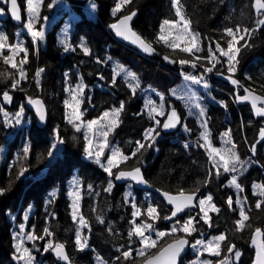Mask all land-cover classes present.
I'll list each match as a JSON object with an SVG mask.
<instances>
[{
	"label": "trees",
	"instance_id": "16d2710c",
	"mask_svg": "<svg viewBox=\"0 0 264 264\" xmlns=\"http://www.w3.org/2000/svg\"><path fill=\"white\" fill-rule=\"evenodd\" d=\"M87 1L68 0L75 6L74 10L78 15V19L73 22L71 29L72 51L64 53L57 44L56 32L60 21L53 24L45 33L43 47L40 49L35 48L28 35H23L26 38L24 41L28 49L29 61H31L32 66L35 65V67L44 70L40 76L39 86L41 91H45L42 94H45L46 97L38 94V91L33 88V86H37L34 81H32V87H29L27 81H23L16 89L6 90L11 101H7V107L4 106L14 110L19 103L23 105L27 97L42 96L46 107L50 106L47 108L49 112L47 122L50 121L47 125L50 124V132L47 125L43 129L33 126L26 142L29 148L28 154L25 155L21 150L8 169L6 163L10 164L11 151L15 146L14 141L12 143L9 141L4 156L0 160V187L5 189L4 192L7 194L6 205L8 204V209L13 211L15 202L11 200V197L22 192V188L16 183L27 181L21 205L27 206L31 203L35 208L33 219L36 218L37 221L34 232L36 236H40V231L45 227V223H49L48 227L53 234L55 243L63 244L68 254L69 262H65V264H71L73 261L72 264H94L93 254H98L109 264H138L146 257L135 258L132 254L131 258L124 259L122 256L124 251L133 250L140 243L135 235L131 240L129 239L128 233L132 227L133 208L125 201L124 189H122L124 184H120L116 180V172L120 169L138 167L147 178L146 180L152 181L150 183L153 186L169 192L187 191L200 194L204 191L207 183V186L210 187L213 178L208 170V157L202 150L201 139H193L194 143L188 149H185L181 144V141L184 140L181 137H178L180 142L172 141L170 136L167 138L163 135H160L156 141L145 139V133L150 128L152 121L143 111L140 88L151 86L163 94L165 100H168L170 88L181 80L176 67L174 51L158 40V33L163 21H175L177 19L172 0H130L129 3L123 4L121 10L115 15H113V8L116 0H92L95 4L94 16H91L84 9ZM19 2L23 8V0H19ZM48 2L49 0H43L42 14L46 11L51 16L52 7L49 10L46 9ZM255 4L256 0H179V7L185 18L190 21V30L198 34L205 48L216 46L217 43L226 48L230 37L227 36L225 29L235 30L239 26L241 30L245 28L254 30L250 37L247 35L239 43L240 52L237 55L238 63L235 65L236 72L234 74L224 72L226 65H217L209 72L211 86L217 89L213 93L220 98H225L227 106V114L225 115L220 109L209 111L212 115L210 123L212 133L215 134L220 129L223 117L228 120L230 118V133L236 149L239 148L247 152L248 147H250V153L252 152V145L258 137V132L264 127V117L254 114L247 101H238L237 96L246 95L244 88H248L255 95L264 96V25L257 28L256 23L258 20L264 19V9H260L258 15ZM132 11L136 12L131 23L132 28L149 43L152 41L151 44L155 49L148 56L121 44L114 39L110 31V25L119 16ZM5 20L7 33L11 44H13L17 26L13 25L8 18ZM77 26L79 27L77 28ZM82 39L85 40V45L89 49L87 55L79 44ZM245 43L248 46L241 47ZM107 56L115 58L121 66H125L131 73H134L138 78L139 86H136V81L133 79L126 80L117 76L110 68ZM64 72H68L70 75L79 73L86 86L84 91L86 99L82 105L83 110H85L84 119L96 118L110 108L119 109L123 105V110L118 118V126L114 127L109 134L110 140L116 141L119 150L128 156L136 151L137 141L145 145L126 163H121L119 167L112 170L113 175L111 176L95 161L83 156L81 134L63 119L61 100L63 98ZM0 73L5 74L0 76V90L11 87L13 79H16L15 69L4 64L0 59ZM8 74H11V78H6ZM33 74V71H30L28 77H32ZM228 76L238 80L239 85H233ZM126 81H130L132 88ZM96 82H101L103 87H97ZM3 93H0V99H2ZM49 97L52 100H49ZM55 129L60 136H63L70 151L69 154L63 155V159H56L55 163L57 164H53L52 168L47 169V173H43L42 163H45L49 152V133L51 134ZM163 129L161 127L159 130L162 132ZM74 152L75 154H73ZM255 154L251 155L255 164L238 178V182L243 188V196L250 200L247 202L249 220L246 223L251 226L246 227L243 231L235 230L234 222L240 219L239 210L234 204L232 209L227 204L228 198L233 197V191L224 185L225 176H223L218 184H214L212 189L215 203L220 211L211 215V227L206 225L204 229L199 230L200 234L206 229L211 235L224 233L227 239L223 241V246L228 249L234 243L235 248L241 253L236 264H252L255 250L250 235L257 228H261L264 232V203L261 204L260 208H257L253 202L257 196L251 193L253 182L264 185V141L258 144ZM60 162L61 164H58ZM70 164L75 166L80 178L81 212L88 224V228H84L82 234L85 236L88 233L89 248L83 250L76 246V224L70 218L69 200L64 189L65 181L69 175L67 166ZM23 168L28 171L24 177L19 175ZM7 169L8 174L5 176ZM39 173L43 175H39ZM21 178L27 180L21 181ZM109 182H111L112 188L111 191H106ZM54 187L59 189V193L50 206L51 215L49 214V206L44 207L43 200ZM197 189L199 190L196 191ZM134 190L137 193L136 203L141 209V217H145L147 216L145 213L147 202L140 189ZM150 193L152 203L160 213L158 227L161 229L169 228L174 219L165 220L163 217L170 216V207L157 193L154 191H150ZM1 200L2 198L0 203ZM262 201H264V197ZM185 213L190 214L191 210H186ZM182 217L180 215L176 219L180 220ZM263 232L262 245H264ZM168 238L147 255L154 254L175 236H168ZM35 243H38V240L35 239ZM11 244L10 224L0 212V264H15L10 255ZM31 250L36 253L37 248Z\"/></svg>",
	"mask_w": 264,
	"mask_h": 264
},
{
	"label": "rangeland",
	"instance_id": "374dc122",
	"mask_svg": "<svg viewBox=\"0 0 264 264\" xmlns=\"http://www.w3.org/2000/svg\"><path fill=\"white\" fill-rule=\"evenodd\" d=\"M118 2H119V0H116V4ZM172 2H173V0H172ZM23 4H24L23 8H22L23 16H24L23 22L21 23V25H15L12 22L11 23L13 25L17 26V31L15 33V40H14L13 44L18 43V42H23V45L26 47V43L24 41V40H26V38L23 37L24 34L28 35L26 28H24V24L27 23V19H28L26 0H23ZM48 4H52L53 12H52L51 16L46 11L44 12V14H42V9H43V4H42V6L40 8L39 20L36 22V25H35L37 30H39L40 28H43L44 35H45V33L52 27L53 24L60 21L58 28H57V32H56L57 44L61 48L62 52H64V53L72 51L73 50V44L71 43V40H70L71 29H72L73 22L76 19H78V15L74 10L75 6H73L70 2H68V0H49ZM116 4H115V6H116ZM115 6H114V8H115ZM174 7L176 9L177 6H174ZM0 9L3 10L2 13H0V32L7 35L8 43L11 44V41H10L8 33H7V22L5 20L6 18L9 19L8 13H7V3L3 2V0H0ZM46 9L49 10V7H46ZM84 9L91 16L95 15V4L92 0H88L86 2ZM181 12H182V10H181ZM125 14H127V13H125ZM182 15L184 16L183 12H182ZM45 17H47V20L44 19ZM179 19L180 18L177 16V19L175 21H171V22H176ZM164 27H165L164 35H168L169 31H171V35L169 36V43H176L178 45V47L173 49V48L169 47L167 44H165L163 41H160V42L162 44L168 46L170 49H172L174 51V54L176 55V67L178 68V72L180 74L181 80L177 84L173 85L170 88V95L167 97L168 100H165L166 99L165 96L163 94L159 93L157 90H155L151 86H145V87L140 88V97L142 98L144 113L148 117H150L149 112H150L152 107H155L157 109V112H159L161 110L164 112L163 116L158 115L156 113H153L152 115L155 117V119L150 117L152 124H151L149 129H155V132L153 133L154 140L151 138L150 139L152 141H156V139L159 138V136L161 135V131L159 129H161L162 123L166 119V115L168 114L170 107H174L177 110H179L180 111V122L178 123V126L175 128V130L172 133L170 132L169 136L171 137L172 141H179L180 142L181 140L178 137L183 138L184 140L181 141V144L184 146L185 149H188L190 146H192V144L194 143L193 139H196V138L201 139L202 150L206 153V155L208 157V159H207L208 170L210 171V174L212 175V178H213V183L210 184V187L207 186V184H208L207 183L204 191L201 193L202 195L199 193V196L197 199V205H198L199 199L206 198L207 196L211 195L212 196L211 203L214 204L217 208H219L215 203L214 194H213L212 189L214 187V184L215 183L218 184L220 182V180L222 179V177L225 176L224 185L233 191V197H232L233 204L239 210L240 205L236 204V200L239 198L241 200V203L244 206L245 212L247 213L248 212L247 202L250 201L249 198L246 196H243L242 191L237 190L235 187L229 186V181L231 180V178L233 176H236L237 182H238V178L240 177V175L244 171H248V169L253 164H255V161H254V159H252L251 153L249 152L250 147H248L247 152H245V150L242 151L239 148H237V149L235 148V151L238 153L240 160L244 162L242 167H241V165L238 164L236 166L237 170L235 172H230V173H224L223 169L220 168L221 174L219 176H216L217 168L214 167L213 161L209 157V149L205 145V141L201 137V134L205 131V129L201 125L203 122L206 121L207 122V130L210 134L209 140L211 142L212 147H215V148L231 147V144L226 145L223 143V140L227 139L226 137L223 136V134L226 131H230V122H229L230 118H229V120L227 118H224V117L222 118V121H223L222 125L220 126V129L215 134L212 133V130L210 127V123H211V119H212V115L209 112L210 110L220 109L223 111V115L227 114V106L225 104L226 99L220 98L216 94L213 93V92H215V89H213L211 86V83L209 80V72L205 71L206 68H211L212 64L215 63V61L209 62L208 59H205V57H208V55H209V51H208L209 48L208 47L205 48L203 46L202 41L199 37H198L199 46L201 47L202 50L200 52H195V56L201 57V59L194 60V57L192 55L181 50L184 47L190 46V43H191V35H189L188 33H184L183 27H182V22L180 25H177L175 28H173L171 25H167ZM18 33L20 34L19 37L17 36ZM189 33H191L193 35L197 34L196 32L191 31L190 28H189ZM160 35H161V27H160V31L158 33V37ZM177 35H183V39L182 40H176L175 37ZM240 35H244L245 37L247 36L243 32V30H241L240 33L237 34L238 39H239ZM28 36L32 41L31 36L30 35H28ZM230 39H232V38L230 37ZM241 41L242 40H240L239 43ZM43 42H44V39L41 41H37L34 44L35 48L40 49L41 47H43ZM82 43L84 46L87 47V45H85L84 39H82L79 44H82ZM239 43L236 44V47H239ZM65 45L69 46L68 51H65ZM211 48H212V50L214 49L213 52H216V56L221 61L220 63H216V65L217 64L218 65H226L225 72H227L228 74H233V73H230L228 71L227 58L220 56L219 52L216 51V46H213ZM225 49H227V47ZM201 54H203V55H201ZM4 55H9V51L7 49L4 50ZM23 56H24V54L20 53L15 58L17 64H19V61L23 58ZM0 59L3 61L2 58H0ZM181 60H189L191 62H195L196 67H192L191 63L182 65L180 63ZM107 61L110 65V68L114 71V73L117 76H120L126 80L132 79L131 77H128L126 75V73L130 72V71L125 66H121L115 58H113L111 56H109V57L107 56ZM222 61H223V63H222ZM23 67L27 71V79L22 80L21 82L27 81V84L28 85L30 84L29 87H32V81H34V83H35V80H34L35 72L41 68L35 67V65L32 66V63H31V61H29V59H28V62ZM120 67H122L125 71H120ZM30 71H33V73H34L32 77H28V76H30ZM15 72H16V78H19L16 69H15ZM187 74H191L193 76H196L197 78L203 77V79L201 80V83L194 84L192 81H186L184 79V76ZM63 81H64L63 98L61 100V105L63 106V113H64L63 119L65 121H67V123H68V116H70L73 113L74 106L76 104V101H74L72 99L73 93H75L77 95V99L80 101L79 111L82 113H84V111H85V110H83L82 105L84 104L85 99H86V97L84 95V91H85L86 86H85V84H84L79 73H75L74 75H70L68 72H64ZM126 82L129 83L130 87L132 86V84H130V81H126ZM205 83L207 84V87L204 86ZM80 84H83V86H84L82 92H80L77 89V85H80ZM96 86L100 87V88L103 87L101 82H96ZM33 88L38 91V94L44 93V91L40 90V86L39 87L33 86ZM12 89L13 88H11V87H8L6 89H1L0 93L5 92L6 90H12ZM42 95H44V94H42ZM35 97H41L42 98V96H40V95H37ZM49 100H51V98ZM65 101H68L69 104L73 105V107H66ZM6 103H7V101H5L4 98L2 97V99H0V160L4 156V153L6 151V148L8 146L9 141H10V143H12L14 141L15 146L12 148V151H11L12 157L10 160V164L6 163L8 165V169H9L12 166V164L14 163V161L16 160L19 152H21V150H23L25 148V146H27L26 142H27V138L29 135V131H30V129L31 130L33 129V125H35V121H34V116H33L32 111L30 109H28V107L25 104L21 105V103H19L17 105V107L14 108V110H10L9 108H6L7 107ZM4 105H6V107ZM161 105H163L162 109H161ZM197 105H199V107H197ZM21 107H23V113L19 117H17V113L20 112ZM200 108L204 109V115L203 116L199 115ZM46 109H47V107H46ZM115 109H118V108H110V109L102 112L98 117L93 118V119H84L82 116L81 120L84 123H87L88 121H92V120H100V118L103 116V114L105 112H109L111 114L113 112V110H115ZM47 112H48V109H47ZM190 112H191V114H189ZM5 113H7V117H5ZM111 118L112 117L110 115L109 118L101 121V123L104 125V127H100V125H94L92 131H89L86 127H83V126L81 127V131H79V133L81 134V136L83 138V151H84L83 156L85 158L95 161L94 156L92 158H89L85 152V148L89 146L88 142L84 138L85 134H87L88 139L92 141L91 150L93 151V153H95V151L97 150L96 145L104 143L105 138L103 136V132L108 130L109 120ZM17 119H20L19 124L16 123ZM6 120L8 121V123L5 122ZM156 120H159L161 122V126H157ZM77 123H79V121H77ZM185 128H187L188 130L186 131ZM49 129H50V127L48 126V130ZM149 129H147V130H149ZM74 130H75V128H74ZM162 131H164V130H162ZM110 132H108V136H107V145L108 146L104 148V151L100 157L101 162H100V164H98V166L101 167L103 170H104V167H102L101 165L107 164V157L111 155V150L117 149V148L119 149L117 142L110 140V138H109ZM56 133H57V130L55 129L51 134H49L50 135L49 152H51L52 155L50 157L49 152H48L47 159H46L45 163L43 164L44 173L53 164H57V163H55L56 159L60 158L59 160H61L63 155L69 154V151H70L69 147L66 146L65 142L59 143L57 141ZM156 133H159V134L156 135ZM230 135H231V133H230ZM59 137L61 140L64 141L63 136L59 135ZM232 143H234V142L232 141ZM53 144L56 145L55 148L52 147ZM186 144L188 145V147H185ZM216 159L218 160L219 157H217ZM61 162H60V164H61ZM71 165L72 164L68 165V168H69V177L68 178L69 179L68 178L66 179L64 189L66 192V196L69 200L70 218L72 219V221H74L72 218L73 197L70 195V193H72L74 191L79 192V194H80L79 212H80V214H82V212H81V183H80V178L77 175V169L75 168L74 165H72V166ZM70 168H71V170H70ZM8 169L5 172L6 173L5 176H7V174H8ZM114 169L115 168H113L112 170H114ZM25 174L27 175L28 171H26L22 177H24ZM39 175H43V174H39ZM26 180H27L26 178L25 179L21 178V181H26ZM74 181H78L79 183L74 184ZM26 182H23V183L17 182L16 183L18 186H20L22 188V192L17 196L12 195V197H11V200L15 202L13 211H10V209H8V207H7L8 204L6 205L7 194H5V192H3V194L0 195V199L2 198L1 203H0V212L3 214V216L9 222L10 232L12 235V244H11L12 250L10 253L11 258L15 264H24L23 260L17 259V257H19L21 255V253L17 252L16 247H15L16 244L22 243V247L27 248L29 250L31 256L33 257V264H65V261L62 258L53 257L54 251L52 249H48L47 251L44 250L47 247L49 242L52 243L53 247H55V245H56L53 234L47 235L44 232L45 228H47L49 230V232H51L49 227H48L49 223L48 222L45 223V227L43 229H41V231H40V236H36L34 233L35 232V225L37 222L36 218L33 219L35 208L31 203H29L27 206L21 205L22 204L23 191L25 189L24 187L26 185L25 184ZM253 185H261V184H259L258 182L252 183L251 193H252V195H256V194H254V192H256L258 190L254 189ZM0 189H4V188L0 187ZM134 189H135V187L133 186V184L131 182H127L124 184L125 201L127 203H129L131 206L134 203L136 205V207L139 208L137 206V203H136L137 193L135 192ZM141 191H142V194H143L145 201L147 202V206L145 208V213H146V210H147L149 205H152L153 207H156V206L152 203L150 191L149 190H141ZM58 193H59V189L57 187H54L51 189L50 193L43 200L44 207L49 206V214H51V215H52V213H51L50 206H51L52 202L54 200H56V198L58 197ZM256 196L257 197H255L253 200V202L255 204L257 203V201H262V199H263V197H260L259 195H256ZM245 198H246V200H245ZM133 211H134V209H133ZM157 211H158V209H157ZM213 213H217V212L209 211V216L211 217V215ZM185 214L186 213L184 212V214L182 215L183 217L180 220L176 219L178 217L177 216L170 223L169 228H167V229H161L160 227H158L157 224H159V222H158L159 219L156 221H152L147 216H145V217L140 216L138 218L133 217V219L136 220L137 224H140L143 221H147L148 223H152L154 226V229H156V230L168 231L171 229L173 224L176 223L177 220H179L180 224H183L184 221H186L189 217H195V221H194L195 228H196L195 232H193L191 235H186L183 232H178L174 235L175 238H176V236L179 237V235L180 236H186L189 239L190 243L192 242L191 244L189 243L190 246H189V250L186 254L187 256L186 255L184 256V258L181 260V264H194V262H197V264H202L203 261H211L212 264H219V261H221L222 259H225V257L229 258L228 264H236L237 263V261L239 259L238 260L234 259L235 258L234 252L237 249L234 248L233 252L229 253L228 249H226L223 246V242H221V255L220 256L211 255L208 252L203 251V248L200 245H197L196 248H193L192 245H194L197 240H203V241H205V243H207L208 241L212 240L213 237L218 236L222 233H219L216 235H211L208 233L207 229L205 230V232H203L201 234L199 233V230L204 229V226H206L208 224H205L204 221L200 219V217L203 215V213L200 212V208L198 206H196V208L192 209L190 214H186V215ZM25 217H27V218H25ZM78 219L79 218H77V221H74L76 224V232H77V229L80 230L82 242L85 238L87 239V246L84 248V249H86V248H89L88 238H87L88 233L85 235L86 236L85 237V236H83L82 231L84 228H88V226L81 228L79 223H78ZM133 219H132V221H133ZM21 225H24L23 232H21V228H20ZM132 227H133V224H132ZM132 227H131V229H132ZM30 233H34V235L36 237H43V239H36V240H38V243H35V240L29 241V240H27L26 237ZM252 233H251V237H252ZM146 234H152L153 238H155L154 232L153 233H146ZM169 237H173V236H169ZM167 239H169L168 236H165L164 238H162L159 241L157 247L164 240H167ZM173 239H171V240H173ZM75 242H76V233H75ZM76 246H77V244H76ZM253 246H254V244H253ZM141 247L142 246L140 244L137 248L132 250V254L135 258L140 257L137 255V250H139ZM33 248H37L36 253L31 250ZM155 249L156 248L148 250V253L152 252ZM92 259H93L94 264H101V261H103V264H109L105 260H103L98 254H93ZM141 262H139V263H141Z\"/></svg>",
	"mask_w": 264,
	"mask_h": 264
},
{
	"label": "snow or ice",
	"instance_id": "6c2138e0",
	"mask_svg": "<svg viewBox=\"0 0 264 264\" xmlns=\"http://www.w3.org/2000/svg\"><path fill=\"white\" fill-rule=\"evenodd\" d=\"M3 2L7 3L9 0H3ZM130 0H119V2L116 4L115 8L113 9V15H115L117 12H119L122 8L123 4L129 3ZM27 3V23L24 24V28L27 30V34L31 36L33 44H35L37 41H41L44 39V30L43 28H40L37 30L36 28V22L39 20L40 17V8L43 4V0H26ZM173 4L176 7V15L180 18L176 22H171L169 20H164L163 24L161 26V35L158 37L159 41H163L165 44H167L169 47L175 49L178 47L176 43H169V36L171 35V31H169L168 35H164L165 32V27L167 25H171L173 28H175L177 25H180L182 22V27L184 33H188L191 35V43L190 46L184 47L181 50L192 55L194 57V60H199L201 57L195 56V52H200L202 49L199 46V39H198V34H191L189 33V24L190 21H188L181 12V8L178 6L179 5V0H173ZM10 11H11V16L16 20V21H21V15H20V9L17 3V0H10ZM257 8V14H260V9H264V2L262 0H256L255 4ZM48 7L51 8L52 4H48ZM2 9H0V13H2ZM136 13L132 12L130 15L122 17L118 23L110 25L111 28H113L116 31V34L119 36H122L126 40H131L132 43L138 44L145 52L151 53L154 51L152 46L148 43H146L137 33L132 31V29L129 26V22L132 20L133 16H135ZM47 20V17L44 18ZM257 28H259L261 25H264V19L258 20L257 22ZM241 28L239 26L236 27L235 31L231 28L225 29V32L227 36L231 37L227 42V49L223 48L220 46L219 43L216 44V51L219 52L220 56L226 57L227 58V63H228V71L230 73H235L236 72V64L238 63L237 60V55L240 52V47H236V44L239 43L240 40H244L245 36L240 35L239 39L237 38V34L240 33ZM254 30L250 29H243V32L248 35L249 37L251 36V33ZM19 33L17 36L19 37ZM176 40H182L183 35H177L175 37ZM248 46L247 43L244 45H241V47H246ZM82 48L83 52L87 55L89 54V49L83 45V43L80 45ZM7 49L9 51V55H4V50ZM69 50V46L65 45V51ZM209 55L208 57H205V59H208L209 62L215 61V63L212 64L211 68H206V72H211L213 68H215L216 63H220L221 61L219 58L216 56V52H213L211 46L209 47ZM23 53L24 56L23 58L19 61V64L16 62V57L20 54ZM0 58L3 59V63L6 65H9L11 68L16 69L18 73V77L16 79H13V82L11 84V88L16 89L22 80L27 79V71L24 69V65L28 62V49L23 45V42H18L15 44H10L8 43V37L6 34L0 32ZM165 59H168V57H165ZM180 63L183 64H192V67H196L195 62H191L189 60H181ZM44 70L38 69L35 72L34 75V80L39 87L40 85V76L41 73ZM120 71H125L122 67H120ZM5 75L4 73H0V76ZM126 75L128 77H131L133 80L136 81V86L139 85L138 78L135 76L134 73L127 72ZM6 78H11V74H8ZM184 79L186 81H192L194 84H199L201 83V80L203 77L197 78L196 76H193L191 74H187L184 76ZM231 79V83L233 85H239V81L236 79ZM249 79H251L249 77ZM207 87V84L205 83L204 85ZM83 84L77 85V89L82 92L83 91ZM135 90V89H133ZM244 91L246 95L244 96H237V100H243V101H251V106L255 111V114L257 116L264 117V107H258L257 104L258 102L261 104H264V96L260 95H255L252 91H250L248 88H244ZM3 98L5 101H11V97L9 96L8 92L5 91L3 93ZM72 99L76 101V104L74 106L73 113L68 116V123L71 124L77 132L81 131V127H86L89 131L93 130L94 125H100V127H104V125L101 123L102 120L107 119L111 115V119L109 120V126L108 130L103 132L104 136V143L103 144H98L96 145V151L93 153L91 150L92 148V141L88 139L87 134H85V140L88 142V147L85 148V152L89 158H92L93 156L95 157V162L97 164H100V157L104 151V148L107 147V136L108 132H110L114 127L118 126L119 123V115L120 112L123 110V105L119 109L113 110V112L110 114L109 112H105L103 116L100 118V120H92L88 121L87 123H84L81 120V117L83 116V113L79 111V104L80 101L77 99V95L75 93L72 94ZM29 103L36 105L37 112L39 113V118L41 121L45 119V111H44V106L42 101L36 99L33 100L29 98ZM66 107H73V105L69 104L68 101H65ZM199 107V105H197ZM163 108V105H161V109ZM23 113V107H21L20 112L17 113V117H19ZM153 113H156L158 115L163 116L164 112L161 110L157 112V109L155 107H152L149 116L153 119L155 117L152 115ZM191 114V112L189 113ZM200 116L204 115V109L200 108L199 112ZM5 117H7V113H5ZM79 121V123H77ZM8 123V121H5ZM180 122V117L175 109H172V111L168 114L167 120L163 123L162 127L164 129L168 128H173L176 126L177 123ZM16 123H20V119L16 120ZM157 126H160L161 122L159 120H156ZM205 131L201 134L202 139L205 141V145L209 149V157L213 161L214 167L217 168L216 175L219 176L220 173V168L223 169L224 173H230V172H235L237 170V165L243 166L244 162L240 160V157L238 153L235 151L236 145L232 143L230 131H226L223 136L226 137L227 139L223 140L224 144H231V147H224V148H215L212 147L211 142L209 140V132L207 130V122H203L201 125ZM187 131L188 129L185 128ZM155 132V129H149L145 133V139H153L154 136L153 133ZM159 133H156L158 135ZM260 136L262 139H264V129H261L260 131ZM57 141L59 143H63L64 141L60 139L59 137V132L57 131L56 133ZM137 149L135 152L131 154V156L124 155L118 148L117 149H112L111 150V155L107 157V164L106 165H101L104 167V170L108 172V174L111 176L113 175L112 169L119 167L121 163H126L129 159H131L133 156L136 155L137 152L140 151V149L144 148L145 145L139 141H137ZM53 148L56 147L55 144L52 145ZM151 147V145H149ZM185 147H188L186 144ZM251 151L253 154H255V146L252 147ZM23 152L25 155L28 154L29 148L25 146L23 149ZM52 153L49 152V156H51ZM219 157L217 160L216 158ZM27 171L26 168L21 169L19 175L23 176L24 173ZM122 178H130L138 183H148L147 181L144 180L143 175L141 174L140 168H134L132 171H120L116 175V179H122ZM78 181H74V184H78ZM229 186L235 187L239 191H243V188L241 185L237 182V177L233 176L231 180L229 181ZM254 189L258 190L254 192V194L259 195L260 197H264V185H253ZM112 184L109 182V186L106 191H111ZM197 189L196 191H198ZM5 189H0V195L3 194ZM159 191V190H158ZM54 195V194H53ZM70 195L73 197V203H72V218L74 221H77L80 225L81 228L87 227V221L84 219L83 215L80 214L79 212V200H80V194L78 191H74L70 193ZM163 197L166 199L168 204L173 205V210L171 212L170 216H165L163 219L165 220H171L173 217H176L178 213L183 212L186 208L190 207H196L198 206L200 208V212L203 213V215L200 217L201 220L204 221L205 224H208L209 227H211V217L209 216V211L213 212H219L220 209L217 208L214 204L211 203L212 201V196L209 195L206 198H201L198 201V205L194 204V200H196V192H192L189 194H185L183 191H181L178 195H172L168 192H163L162 193ZM246 200V198H245ZM264 203V201H257L256 207L260 208L261 204ZM227 204L230 209H232L233 205V200L231 197L228 198ZM236 204L240 205L239 208V216L240 219L236 220L234 223L236 225V231H243L246 227H250L251 225L247 224L246 222L249 220L248 214L244 210V206L241 203V200L238 198L236 200ZM134 211L132 213V216L134 218H138L142 215L141 211L139 208L136 207V205L133 203L132 205ZM234 210V209H233ZM146 215L147 217L152 220L156 221L160 219L159 212L157 211L156 207H153L152 205H149L147 210H146ZM27 218V217H25ZM99 219V217H98ZM195 217H189L186 221H184L183 224H180L179 220L176 221L175 224L171 227L170 230L168 231H159L154 229V226L152 223H148L147 221H143L140 224L136 223V220L133 219L131 222L133 224L132 229L129 231L128 236L129 239L135 235L139 239V243L141 244V248L137 250V255L140 257H146L143 261V264H177L178 257L180 256V253L183 251L184 247L188 245V240L184 237H179L174 240L173 243L168 244L166 247L161 248L157 254L154 255H147L148 250L157 248V245L159 241L164 238L165 236H174L178 232H183L186 235H191L193 232L196 231L195 228ZM101 223L103 222L102 220L100 221ZM21 232L24 230V225L20 226ZM45 234L47 235H52L51 232L47 228L44 229ZM155 235V238H153L152 234H146V233H153ZM256 235L259 236L261 234V229L257 228L255 230ZM27 240L32 241L35 239H43V237H36L34 233H30L27 235ZM227 239L225 234H220L218 236L213 237L212 240L208 241L205 243L203 240H197L194 245H192L193 248H196L197 245L202 246L203 251L208 252L211 255L215 256H220L221 255V242L225 241ZM253 244H256V239H253ZM76 244L77 246L83 250L87 246V239L85 238L82 242V237H81V232L79 229H77L76 232ZM17 252L21 253L17 259L23 260L24 264H33V257L31 256L29 250L27 248L22 247V243H18L15 245ZM235 248V245H231L228 248V252L232 253ZM48 249H52L55 254L62 258L65 261L69 260L68 255L64 251V245L63 244H56L55 247H53L52 243L49 242L47 247L44 249L47 251ZM122 256L124 259H129L132 257V250L129 249L127 251H124L122 253ZM235 259L238 260L239 257L241 256L240 251L236 250L234 252ZM99 259V258H98ZM119 259V257H117ZM228 257H225V259H222L219 261V264H228ZM101 264H103V261H101ZM194 264H197V262H194ZM202 264H212L211 261H203ZM257 264H264V245H261L257 249Z\"/></svg>",
	"mask_w": 264,
	"mask_h": 264
},
{
	"label": "water",
	"instance_id": "95a60500",
	"mask_svg": "<svg viewBox=\"0 0 264 264\" xmlns=\"http://www.w3.org/2000/svg\"><path fill=\"white\" fill-rule=\"evenodd\" d=\"M72 1H76V0H72ZM17 3H18V6H19V9H20L21 21H16V20L11 16V11H10V8H11L10 0H9V2H7V13H8V17H9L10 22H12V23L15 24V25H21V23L23 22V10H22V6H21L19 0H17ZM132 12H135V11H132ZM132 12L121 15V16L118 17V19H117L115 22H113L112 24H116V23H118L119 20H120L122 17L127 16V15H130ZM135 13H136V12H135ZM134 17H135V16H133L132 20L129 22V26H130V28L132 29V31H134L135 33H137V32L132 28V25H131V23H132ZM112 24H111V25H112ZM110 31H111V33H112L114 39H116V40H117L118 42H120L121 44H123V45H125V46H127V47H129V48H131V49L136 50L137 52H139V53L142 54V55H148V54H150L149 52H145V51H144V50H143L138 44L132 43L130 39H129V40H126V39H124L122 36L117 35V34H116V31H115L113 28H111V27H110ZM137 35H139V36H140V37H141L146 43L150 44V45L152 46V48H153V45H152L151 43H149L148 41H146V40H145V39H144L139 33H137ZM29 98H30V97H27V98H26V106H27L28 109H30V110L32 111V113H33L34 121H35V125H36L37 127H44V126L46 125V123H47L48 112H47V109H46V106H45V103H44L43 99L40 98V97H34V98H31V99H33V100L38 99V100L42 101V103H43L44 111H45V119H44L43 121H41L40 118H39V113L37 112L36 105H34V104H30V103H29ZM248 102H249V105H250L251 109L253 110V112H255L254 109H253L252 106H251V101H248ZM257 106H258V107H264V104H261V103L258 102ZM168 129H171V128H168ZM168 129H165V130H168ZM263 129H264V128H263ZM260 131H261V130H260ZM263 141H264V139L261 138V136H260V132H259L258 139H257V141H255V142L253 143L252 147L255 146V149H256V148H257V145L260 144V143L263 142ZM135 168H137V167H135ZM133 169H134V168H131V169H120V170H118V171L116 172V175H117L120 171H132ZM140 170H141V169H140ZM141 174L143 175L144 180L147 181L146 178H145V176H144V174H143V172H142V170H141ZM116 175H115V178H116ZM116 180H117V179H116ZM117 181H118L119 183H123V184H125V183H127V182H131V183L133 184V186H134L135 188H137V189L154 191L155 193H157V194L161 197V199L166 203V205L170 206V208H171V212H172V210H173V205L168 204V202L166 201V199L163 197L162 193H163V192H168V193H170V194H172V195H178V194L180 193V192H169V191H165V190L160 189V188H158V187H156V186H153L149 181H147L148 183H146V184H145V183H138V182H136V181H134V180H132V179H130V178H122V179H119V180H117ZM158 190H159V191H158ZM183 192H184L185 194L192 193V192H187V191H183ZM198 196H199V193L196 192V200H194V204H197V198H198ZM194 208H196V207L186 208L185 210H187V209H194ZM185 210H184L183 212H181V213H178L177 216L183 215L184 212H185ZM170 215H171V213H170ZM177 216H176V217H177ZM176 217H173L172 219H175ZM259 229H260V228H259ZM179 237H184V238H186V239L188 240V242L190 243L189 239H188L186 236H179ZM179 237H177V238H179ZM177 238H174L173 240L167 242V243H166L165 245H163L161 248L166 247V246H167L168 244H170V243H173L174 240L177 239ZM254 238L256 239V244H254V250H255V253H254V259H253L252 264H257V249H258V247H260V246L262 245V243H261V242H262V230H261V234H260L259 236H257V235H256V232L254 231V232L252 233V237H251L252 241H253ZM189 243H188V245H186V246L184 247L183 251L180 253V256L178 257V260H177V264H180V261H181V260L184 258V256L187 254V252H188V250H189V246H190ZM161 248H160V249H161ZM160 249H159V250H160ZM159 250H158V251H159ZM64 251L66 252L65 247H64ZM158 251H156L154 254H157ZM53 254H54L55 257H58V256L55 254V252H53ZM66 254H67V252H66ZM154 254H152V255H154ZM67 255H68V254H67ZM143 261H144V260H143ZM143 261H142L141 263H139V264H143ZM66 262H69V260L66 261Z\"/></svg>",
	"mask_w": 264,
	"mask_h": 264
},
{
	"label": "bare ground",
	"instance_id": "6f19581e",
	"mask_svg": "<svg viewBox=\"0 0 264 264\" xmlns=\"http://www.w3.org/2000/svg\"><path fill=\"white\" fill-rule=\"evenodd\" d=\"M105 1V0H104ZM112 1V0H111ZM114 6V5H113ZM254 12V11H253ZM98 13V12H97ZM81 16V15H80ZM255 16V15H254ZM259 17V16H258ZM135 18V17H134ZM97 19V18H96ZM86 22V21H85ZM253 22V21H252ZM79 24V23H78ZM84 26V25H83ZM254 26V25H253ZM79 26H77V28H78ZM82 27V26H81ZM85 27V26H84ZM87 27V26H86ZM106 27V26H105ZM83 29V28H82ZM108 30V29H107ZM258 30V29H257ZM82 31V30H81ZM78 32V31H77ZM110 33V32H109ZM258 33V32H257ZM110 35V34H109ZM143 37V36H142ZM154 39V38H153ZM203 40V39H202ZM114 41V40H113ZM151 41V40H150ZM156 41V40H155ZM151 43H152V41H151ZM204 43V42H203ZM155 44V43H154ZM155 47V46H154ZM74 48H76V47H74ZM129 48V47H128ZM71 49V48H70ZM79 49V48H78ZM155 50V49H154ZM214 50V49H213ZM242 50V49H241ZM166 54V53H165ZM150 55V54H149ZM201 55H203V54H201ZM148 56V55H147ZM168 56V55H167ZM238 57V56H237ZM222 63H223V61H222ZM218 65V64H217ZM216 65V66H217ZM162 66V65H161ZM263 67V66H262ZM165 69V68H164ZM217 70H218V68H216ZM255 69V68H254ZM257 69V68H256ZM264 69V68H263ZM248 70V69H247ZM220 72V71H219ZM225 72V71H224ZM264 72V71H263ZM222 73V72H221ZM255 73H256V71H255ZM223 74V73H222ZM238 75V74H237ZM236 75V76H237ZM243 75V74H242ZM229 77V76H228ZM245 77V76H244ZM255 77V76H254ZM255 79V78H254ZM252 80V79H251ZM30 85V84H29ZM45 92V91H44ZM35 94V93H34ZM33 94V95H34ZM42 95V94H41ZM45 95V94H44ZM50 96V95H49ZM45 97H46V95H45ZM52 97V96H51ZM46 99V98H45ZM49 99H50V97H49ZM51 100H52V98H51ZM45 103V102H44ZM46 105V104H45ZM50 107V106H49ZM49 107H47V108H49ZM49 113V112H48ZM240 113V112H239ZM238 115V114H237ZM51 119V118H50ZM238 120V119H237ZM252 120V119H251ZM48 122H50V121H48ZM240 122V121H239ZM233 123V122H232ZM32 124V123H31ZM30 124V125H31ZM222 124V123H221ZM248 124V123H247ZM251 124V123H250ZM249 125V124H248ZM34 126V125H33ZM49 126H50V124H49ZM47 128H48V126H47ZM254 128H256V127H254ZM30 129V128H29ZM37 129V128H36ZM43 129V128H42ZM31 130V129H30ZM33 130V129H32ZM36 131V130H35ZM43 131V130H42ZM46 131V130H45ZM243 131V130H242ZM38 132V131H37ZM49 132H50V130H49ZM41 133V132H40ZM169 133V132H168ZM167 133V134H168ZM172 133V132H171ZM50 134V133H49ZM29 135H30V133H29ZM32 135V134H31ZM43 135H44V133H43ZM45 135H47V134H45ZM42 136V135H41ZM17 137V136H16ZM22 137V136H21ZM33 137V136H32ZM35 137V136H34ZM40 137V136H39ZM45 137V136H44ZM44 137H42V138H44ZM37 138V137H36ZM168 138V137H167ZM23 139V138H22ZM35 139V138H34ZM38 139V138H37ZM40 140V139H39ZM46 140V139H45ZM38 141V140H37ZM41 141V140H40ZM43 141V140H42ZM20 142V141H19ZM39 142V141H38ZM19 145V144H18ZM258 146V145H257ZM67 149V148H66ZM61 150V149H60ZM188 151V150H187ZM190 151V150H189ZM55 152V151H54ZM76 152V151H75ZM75 152L73 153V154H75ZM257 152H259V151H257ZM72 153V152H71ZM78 155V154H77ZM76 155V156H77ZM252 155V154H251ZM256 155V154H255ZM73 156V155H72ZM51 157V156H50ZM57 157V156H56ZM260 157V156H259ZM60 159V158H59ZM63 159V158H62ZM70 160V159H69ZM46 161V160H45ZM75 161H76V159H75ZM255 161V160H254ZM69 162V161H68ZM73 162V161H72ZM58 164H60V163H58ZM42 165H43V163H42ZM49 167V166H48ZM47 167V168H48ZM68 167V166H67ZM39 168V167H38ZM52 168V167H51ZM65 168V167H64ZM262 169V168H261ZM69 170V169H68ZM70 170H71V168H70ZM35 171H36V169H35ZM58 171H59V169H58ZM264 171V170H263ZM34 172V171H33ZM49 172H50V170H49ZM76 172V171H75ZM43 173H44V171H43ZM46 173H47V171H46ZM69 173V172H68ZM40 174V173H39ZM52 174V173H51ZM61 174V173H60ZM53 175V174H52ZM217 176V175H216ZM223 176V175H222ZM27 177V176H26ZM30 177V176H29ZM34 177V176H33ZM45 177V176H44ZM63 177V176H62ZM66 177V176H65ZM68 177H69V175H68ZM35 178H37V177H35ZM50 178V177H49ZM25 179V178H24ZM42 179V178H41ZM69 179V178H68ZM147 179V178H146ZM217 179V178H216ZM18 180V179H17ZM35 181V180H34ZM49 181V180H48ZM219 181V180H218ZM150 182H152V181H150ZM27 183V182H26ZM38 184H39V182H38ZM45 184V183H44ZM121 184V183H120ZM41 185V184H40ZM43 185V184H42ZM157 187V186H156ZM189 188V187H188ZM197 188V187H196ZM122 189H124V188H122ZM136 189V188H135ZM170 189V188H169ZM187 189V188H186ZM14 190V189H13ZM193 190V189H192ZM224 190V189H223ZM31 191V190H30ZM136 191V190H135ZM137 191H138V189H137ZM37 192V191H36ZM142 192V191H141ZM148 192V191H147ZM230 194V193H229ZM26 195V194H25ZM202 195V194H201ZM9 196V195H8ZM151 196V195H150ZM29 198V197H28ZM32 198V197H31ZM25 202V201H24ZM15 225V224H14ZM253 225V224H252ZM254 226V225H253ZM15 227V226H14ZM231 228V227H230ZM16 230V229H15ZM264 233V232H263ZM180 236V235H179ZM251 236V235H250ZM170 241V240H169ZM53 242V241H52ZM234 242V241H233ZM192 243V242H191ZM190 243V244H191ZM247 243V242H246ZM54 244V243H53ZM234 244V243H233ZM232 244V245H233ZM54 255V254H53ZM187 256V255H186ZM53 257H55V256H53ZM57 258V257H56ZM240 258V257H239ZM235 259V258H234ZM58 260V259H57ZM74 262V261H73ZM72 262V263H73ZM71 263V264H72ZM248 263V262H247ZM11 264V263H10ZM180 264H181V261H180Z\"/></svg>",
	"mask_w": 264,
	"mask_h": 264
},
{
	"label": "flooded vegetation",
	"instance_id": "af4514ba",
	"mask_svg": "<svg viewBox=\"0 0 264 264\" xmlns=\"http://www.w3.org/2000/svg\"><path fill=\"white\" fill-rule=\"evenodd\" d=\"M213 89L216 90V88H213ZM247 103H248V105H249V102H248V101H247ZM168 104H169V103H168ZM168 104H167V105H168ZM249 107H250V105H249ZM250 108H251V107H250ZM172 109H175V110L177 111L179 117H180V111L177 110V109L174 108V107H170L168 114L172 111ZM252 112H253V110H252ZM253 113L255 114V112H253ZM168 114L166 115V119H165L164 121L162 120L163 123L167 120V116H168ZM163 123H162V125H163ZM177 126H178V123L176 124L175 127L171 128V129H168V130H165V129H164V131L161 132V135H163L164 137L169 136V135H170V132H173ZM168 132H169V133H168ZM259 132H260V131H259ZM259 132H258V135H259ZM167 133H168V134H167ZM257 139H258V137H257ZM257 139H256V141H257ZM169 207H170V206H169ZM170 210H171V208H170ZM170 213H171V212H170ZM65 262H66V261H65Z\"/></svg>",
	"mask_w": 264,
	"mask_h": 264
}]
</instances>
